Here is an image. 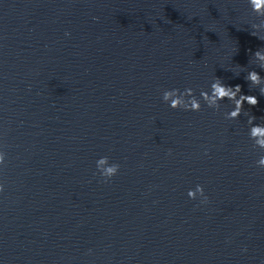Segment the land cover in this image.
<instances>
[{
    "label": "water",
    "instance_id": "1",
    "mask_svg": "<svg viewBox=\"0 0 264 264\" xmlns=\"http://www.w3.org/2000/svg\"><path fill=\"white\" fill-rule=\"evenodd\" d=\"M259 19L247 0H0V264H264ZM214 77L257 104L162 99Z\"/></svg>",
    "mask_w": 264,
    "mask_h": 264
},
{
    "label": "clouds",
    "instance_id": "2",
    "mask_svg": "<svg viewBox=\"0 0 264 264\" xmlns=\"http://www.w3.org/2000/svg\"><path fill=\"white\" fill-rule=\"evenodd\" d=\"M251 11L260 18L258 23L251 25L254 30L251 34L257 36L259 39V33L264 31V0H247ZM67 35V33H66ZM257 65L264 69V48L257 50L253 57ZM245 79L250 82L251 86L258 87L260 93L264 95V77H262L256 71H248ZM227 98L232 104L231 110L224 113L225 118L229 120H236L240 116L243 105L246 102L249 105H256L257 98L253 95L241 94V87L236 85L235 87L228 86L223 83L220 78L214 77L210 82L207 90H201L199 98L196 96L195 91L192 88H186L183 91L180 89L165 90L162 94V99L172 109H183L185 111L198 112L201 110V100L211 109H219L221 103ZM248 115V113H245ZM255 117L249 116L247 121L248 125V137L253 142L254 146L264 150V123L254 124ZM5 161V153L0 150V165H3ZM256 165L259 168H264V155H261L256 161ZM120 165L110 162L107 156H101L96 160V170L98 174L104 178L105 181L110 180L116 176L119 172ZM3 191V184H0V192ZM189 199L196 200L200 197V203L206 204L207 197L204 193L202 185H196L195 188L189 189L187 192Z\"/></svg>",
    "mask_w": 264,
    "mask_h": 264
}]
</instances>
